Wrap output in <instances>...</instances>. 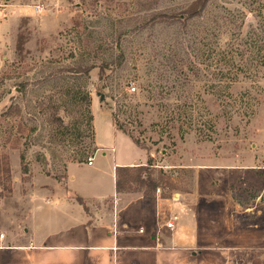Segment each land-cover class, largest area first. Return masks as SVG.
I'll use <instances>...</instances> for the list:
<instances>
[{"label":"rangeland","instance_id":"1","mask_svg":"<svg viewBox=\"0 0 264 264\" xmlns=\"http://www.w3.org/2000/svg\"><path fill=\"white\" fill-rule=\"evenodd\" d=\"M191 2L0 0V195L10 189L12 173L25 182L34 173L61 180L68 164L92 156V100L152 157L149 169L162 181L151 198L183 196L189 201L196 166L211 160L264 170V66L252 79L240 75L229 96L211 86L207 49L195 59L200 62L198 79L185 90L165 78L195 38L206 36L210 48L217 31L223 44L232 35L259 32L264 0H209L203 15L187 22L181 15L157 17L179 15ZM209 24L213 27H204ZM103 62L108 67L101 72ZM88 65L93 68L87 75L64 71ZM24 82L26 88L19 92ZM131 83L133 93L127 90ZM191 87L197 95V124L188 128L168 122L176 97L181 95L182 103ZM97 93L104 94L103 101ZM180 125L186 131L183 138ZM21 154L27 175L21 172ZM213 173L221 186L236 175L231 170ZM231 191L239 203L250 202L252 212L264 213V189L236 186ZM256 196L261 197L253 200ZM248 213H235L237 222Z\"/></svg>","mask_w":264,"mask_h":264},{"label":"crops","instance_id":"2","mask_svg":"<svg viewBox=\"0 0 264 264\" xmlns=\"http://www.w3.org/2000/svg\"><path fill=\"white\" fill-rule=\"evenodd\" d=\"M91 115V165L72 162L61 180L34 173L25 182L10 171L0 195V264H264V213L231 191L263 190L264 170L218 159L196 166L189 201L117 193L116 167L144 165L148 155L93 100ZM216 170L236 175L221 186ZM235 213L250 216L239 223Z\"/></svg>","mask_w":264,"mask_h":264},{"label":"trees","instance_id":"3","mask_svg":"<svg viewBox=\"0 0 264 264\" xmlns=\"http://www.w3.org/2000/svg\"><path fill=\"white\" fill-rule=\"evenodd\" d=\"M209 0H192V2L184 9L179 15L174 14H159L157 17L166 18H177L182 16L183 21H190L197 17H201L208 5ZM243 24V23H242ZM259 32L255 29H251L245 37H240V34L234 38H230L229 41L224 44L220 41V36L217 31L215 34L216 43L212 47H207L205 42L206 36H201L195 38L191 44L186 45V49L182 50L178 55V58L173 61L171 67L167 70L169 75H166V79L171 81L174 85L180 84V88L185 90L189 85H192L199 77L198 65L200 62L196 61L198 54L207 49L212 56V74L214 82L212 83V88L218 90V92H224L229 96V89L232 84L239 81L240 75L242 77L253 78L257 77L258 67L264 66V15L261 16V20L257 23ZM204 27H213L210 24ZM220 27V26H217ZM255 27V26H250ZM263 27V28H261ZM219 30V29H218ZM204 32V30H202ZM202 43L200 46L198 42ZM18 48L21 50L22 46L19 43ZM122 53L119 54L118 58H121ZM108 67V64L103 62L100 66V71L104 72ZM93 68V65H88L86 67H76L64 69V71L71 72L74 74H88ZM165 72V73H168ZM172 76V78H171ZM27 82L20 83L18 86L19 92H23L26 88ZM173 85V87H174ZM197 95L193 93L192 87L183 95L184 101L180 103L182 96L176 97L177 104L169 112L168 122H181L182 125H186L188 128H192L198 122L197 116H195L194 98ZM90 101V100H89ZM169 107V105H168ZM10 108V107H9ZM167 108V106H166ZM90 120L92 122V115L90 113ZM204 126V124H203ZM212 127V125H211ZM93 130V127H92ZM181 131V138H183L186 133L179 126ZM201 131V130H200ZM93 134V131H92ZM93 139V138H92ZM133 142L144 149L145 147L139 143L136 139ZM94 145V143H93ZM21 172L23 174L28 173L27 164L24 163V156L20 155ZM153 165L152 157L148 156L145 165L139 166H119L115 169V190L117 193L128 192L133 190H139L145 198H151L154 195L155 190L158 188L159 183L162 181V177H154L153 170L149 169ZM6 173L10 174L9 167L6 169ZM173 188V185H170ZM164 198L167 196H163ZM76 201L81 204L84 209L85 205L83 199L75 195ZM244 204V203H243Z\"/></svg>","mask_w":264,"mask_h":264},{"label":"built area","instance_id":"4","mask_svg":"<svg viewBox=\"0 0 264 264\" xmlns=\"http://www.w3.org/2000/svg\"><path fill=\"white\" fill-rule=\"evenodd\" d=\"M127 90H128L130 93H133V92H135V90H136V86H135L133 83H131V84L127 87ZM92 160H93V157H92V156H89L88 159H87V164H88V165H91V164H92ZM166 226L169 227V228H171V227H172V222H168V223L166 224ZM0 236L2 237L3 235L0 234Z\"/></svg>","mask_w":264,"mask_h":264},{"label":"water","instance_id":"5","mask_svg":"<svg viewBox=\"0 0 264 264\" xmlns=\"http://www.w3.org/2000/svg\"><path fill=\"white\" fill-rule=\"evenodd\" d=\"M97 95L99 96L100 101H103L104 100V94L97 93Z\"/></svg>","mask_w":264,"mask_h":264}]
</instances>
